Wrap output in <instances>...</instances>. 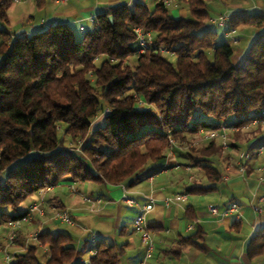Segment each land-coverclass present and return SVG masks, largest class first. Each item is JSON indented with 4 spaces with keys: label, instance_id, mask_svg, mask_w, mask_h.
Returning <instances> with one entry per match:
<instances>
[{
    "label": "trees",
    "instance_id": "trees-1",
    "mask_svg": "<svg viewBox=\"0 0 264 264\" xmlns=\"http://www.w3.org/2000/svg\"><path fill=\"white\" fill-rule=\"evenodd\" d=\"M179 1L187 17L172 15L161 0L153 8L106 7L75 37L64 23L17 33L9 20L13 0H0L1 225L21 217L38 190L60 182L132 187L143 169L158 170L173 142L185 145L210 183L221 180L211 164L221 153L218 138L193 139L199 130L241 129L262 117L264 14L230 16L218 39L211 0ZM242 26L257 32L235 64L225 34ZM135 27L150 33L144 52ZM35 217L16 231L11 246L23 250L9 264H83L85 251L66 231L42 230L39 243L27 240L24 228ZM263 252L264 228L250 238L247 256ZM123 253V245L99 242L86 264H118Z\"/></svg>",
    "mask_w": 264,
    "mask_h": 264
},
{
    "label": "crops",
    "instance_id": "crops-1",
    "mask_svg": "<svg viewBox=\"0 0 264 264\" xmlns=\"http://www.w3.org/2000/svg\"><path fill=\"white\" fill-rule=\"evenodd\" d=\"M157 1L67 0L58 4L52 0H35L36 17L33 9L22 6L29 0H13L9 20L10 26L17 28L20 34L33 33L48 24L64 23L72 28L75 37H80L90 28L93 22L90 18L94 19L95 14L106 7L131 6L139 2L153 8ZM211 4L217 5L215 15L264 14V0H211ZM169 11L174 16H188L184 3L179 0L175 6L169 7ZM256 32L252 26H242L234 29L232 38L236 44L244 40L248 43ZM243 51L239 56L234 55L235 64L241 61ZM238 130L241 135L235 138L232 131L229 148L211 160L221 174L219 182L210 183L186 150L174 148L165 169H143L132 187L122 185L123 189L121 184L83 183L75 184L79 193H72L68 183L60 182L45 192V203L41 206L47 211L44 216L36 215L24 229L28 232H52L63 223L52 220L48 211L68 208L73 219L69 227L74 228V244L85 251L83 259H88L89 251L99 242H104L123 245L124 253L118 264H264V252L253 258L247 256L250 238L264 228V209L254 213L251 207L258 202L259 196L264 197V151L246 161L243 173L237 170L234 161L228 159L234 158L237 151L251 150L264 144V126ZM164 161L159 167L166 163ZM207 186L212 188L207 191L199 189ZM192 187L195 188L188 190ZM82 196H89L92 201L84 202ZM125 196L135 203L127 206L123 201ZM176 196L181 198L164 205L165 198ZM232 202L241 207L240 220H236L232 213L213 216L207 211L208 205H218L220 211H224ZM143 205L151 208L145 216L153 241V250L147 259H144L145 248L139 234L133 230V220ZM6 230V226L0 224V235ZM21 250L23 247H13L14 253Z\"/></svg>",
    "mask_w": 264,
    "mask_h": 264
},
{
    "label": "built area",
    "instance_id": "built-area-1",
    "mask_svg": "<svg viewBox=\"0 0 264 264\" xmlns=\"http://www.w3.org/2000/svg\"><path fill=\"white\" fill-rule=\"evenodd\" d=\"M52 1L55 3L61 4V3H65L67 0H52ZM161 1L166 7L175 6L177 3V0H161ZM229 17L230 16L227 13H221V14H218L216 17L211 18L210 22L217 27H226V23ZM90 20H93V18L91 17ZM134 31L138 39L139 52H144L151 43L150 33L147 30H144L139 27H135ZM233 32L234 30L232 29L227 30L225 35L230 36L232 35ZM261 115L262 117L252 118L249 122L245 124L243 128L245 129V128H250L256 125H264V112H262ZM235 130H238V128H234L232 126H221L218 130L214 129V130H210L207 132L203 130H199L197 134L200 137L199 140L218 138L220 142L221 152H224L229 148V134ZM175 147H176V144L173 142L172 146L167 151L166 158H165L166 163H163V165L158 168V171H161L167 167L168 157L172 156V154L174 153ZM178 148L182 150L186 149L185 145L183 147H178ZM263 151H264V144H261L251 150L237 151L234 158L229 157L228 159L229 161L230 160L234 161L237 165V170L240 173H243L245 169L246 161L252 155L260 154ZM50 188L51 187L38 190L36 193L35 199L28 205L26 212L21 217L14 219V220H9L6 223L7 230L2 236H0V239L2 241L0 242L1 258L3 262H5L6 264H9V262L12 260V256L9 255V253L6 250V247L14 244L15 237H16V231L21 227L22 224L29 222L35 215L43 216L44 212L41 206L45 203V200H44L45 192L49 190ZM69 188L72 193H79L78 187L73 185V183L69 185ZM122 188L124 189V186H122ZM180 198L181 196H176L174 198H165L163 200V203L165 206H168L172 199H180ZM82 199L84 202H88V203L92 201V198L89 196H82ZM150 199L152 200V198ZM123 201L127 206H132L135 203V201L132 198H129L126 196L123 197ZM97 202H99V200H97ZM251 207L254 213H260L264 209V197L259 196L258 202L256 204H253ZM150 210L151 208L148 205L141 206L139 212L137 213V215L135 216L133 220V230L134 232L139 234L140 241L145 248L144 259L149 258L153 250L152 237H151V234H150V231L148 229L146 219H145L147 212H149ZM207 211L210 215H213V216H218V215L223 216V215H226L227 213H232L234 214L236 220H240L241 213H242L240 205L236 202L230 203L225 208L224 211H220L218 205H208ZM51 219L58 221V222L66 223V224H73V219L71 217V210L68 208H64V209L56 211L51 217ZM37 235H38V232H30L28 234L27 240L39 243ZM91 237H94V236L91 235ZM3 242L5 243L3 244ZM94 254H96V248H93L92 250L89 251V255H94ZM81 261L83 264L88 263V259L86 258L82 259Z\"/></svg>",
    "mask_w": 264,
    "mask_h": 264
},
{
    "label": "rangeland",
    "instance_id": "rangeland-1",
    "mask_svg": "<svg viewBox=\"0 0 264 264\" xmlns=\"http://www.w3.org/2000/svg\"><path fill=\"white\" fill-rule=\"evenodd\" d=\"M213 4H214V2H213ZM18 5V4H17ZM18 6H20V5H18ZM22 6H24V7H27L26 9H33V12L32 13H36L35 12V9H34V6H35V0H29V2H27V3H25L24 5H22ZM217 10V5L216 6H213L212 4H211V1H210V13H211V15H215L214 13H215V11ZM35 16L37 17V15L35 14ZM216 16V15H215ZM214 27V29H216V31H217V33H218V39H221V38H223L224 37V35H223V32H224V29H223V27H217V26H213ZM75 33H77V32H75ZM234 33V32H233ZM80 35V34H79ZM232 36L233 35H230V36H228L229 38H228V40L230 41V43L233 45V47H234V55L235 56H239L238 54L239 53H241L242 51H243V49H245V47H246V40H244V41H241L240 43H238V44H236V43H234V40H233V38H232ZM234 55H233V57H232V62L233 63H236V59H235V57H234ZM100 121V116L93 122V126L95 125V123H97V122H99ZM261 126V125H260ZM264 125H262V127H263ZM251 128V127H250ZM245 129H249V128H245ZM194 142H196L197 144H199V145H201V140H199V138H198V136L197 135H195L194 136ZM79 185V184H78ZM69 187V186H68ZM77 187V186H76ZM26 204H27V201H24L22 204H21V208H25L26 207ZM42 210H43V208H42ZM56 211H58L56 208H55V210L53 209V211H51V212H49L48 211V213H50L49 215H50V217H52L53 216V214L56 212ZM43 212H44V214L47 212H45V210H43ZM44 214H43V216H44ZM49 215H48V217H49ZM70 225L69 224H66V223H63V224H60L59 226H57V227H55V228H53V231H52V233L53 234H55L56 233V231H63V229H64V231H69V233H70V235H71V237H72V242L73 243H75V241H76V238H75V236H74V234H73V230H74V228L72 227H69ZM88 233H89V231H88ZM0 236H2V235H0ZM15 243V242H14ZM4 244V243H3ZM15 246V245H14ZM6 250H7V252L9 253V255H11V256H13V253H14V251H13V247L11 246H7L6 247ZM43 251H46V248L44 247V248H42V252ZM41 253V252H40ZM40 256V258H42L41 257V255H39ZM0 263H2V264H6L5 262H3V260H2V258L0 257Z\"/></svg>",
    "mask_w": 264,
    "mask_h": 264
},
{
    "label": "water",
    "instance_id": "water-1",
    "mask_svg": "<svg viewBox=\"0 0 264 264\" xmlns=\"http://www.w3.org/2000/svg\"><path fill=\"white\" fill-rule=\"evenodd\" d=\"M108 19H109V21L112 23V17H111V16H109V17H108Z\"/></svg>",
    "mask_w": 264,
    "mask_h": 264
}]
</instances>
